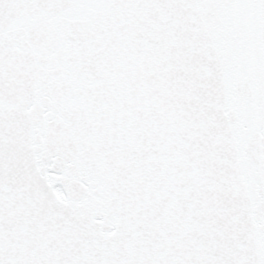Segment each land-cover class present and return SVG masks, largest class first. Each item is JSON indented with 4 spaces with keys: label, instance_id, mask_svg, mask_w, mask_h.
<instances>
[{
    "label": "snow or ice",
    "instance_id": "1",
    "mask_svg": "<svg viewBox=\"0 0 264 264\" xmlns=\"http://www.w3.org/2000/svg\"><path fill=\"white\" fill-rule=\"evenodd\" d=\"M0 264H264V0H0Z\"/></svg>",
    "mask_w": 264,
    "mask_h": 264
}]
</instances>
